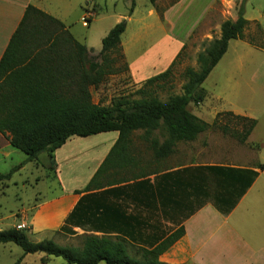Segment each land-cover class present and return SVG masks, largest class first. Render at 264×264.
Masks as SVG:
<instances>
[{
    "label": "trees",
    "instance_id": "1",
    "mask_svg": "<svg viewBox=\"0 0 264 264\" xmlns=\"http://www.w3.org/2000/svg\"><path fill=\"white\" fill-rule=\"evenodd\" d=\"M149 1L155 7L159 0ZM247 1L243 0L237 20L224 21L220 37L198 55L200 69L186 70L188 81L183 86V93L163 101L147 90L170 78L178 55L166 71L143 83L137 91L140 98L122 96L108 105L95 103L92 90H97L107 76L120 71L115 66L117 59L110 56L117 52L121 55V38L127 22L123 20L116 24L103 38L101 51L92 55L62 22L29 5L0 61V132L14 149L27 156V163L38 161L43 153L52 156L71 137L118 132V140L107 158L88 186L83 191H76L78 194L96 190L100 178L117 168L122 169L124 178L130 180L159 173L162 162L177 153L180 143L193 142L216 127L224 135L245 143L257 120L229 111L219 113L210 124L195 116L189 105L204 102L203 84L228 51L230 41L246 40L253 47L264 50V30L256 21L245 18ZM135 5L132 0L131 12ZM252 24L257 32L248 36L246 32ZM124 70H128L127 65ZM223 116L239 121L242 130L219 125ZM136 132H142L140 138L148 144L152 152L150 157H144L136 149ZM13 171L0 174V181L10 179ZM105 210L100 198H84L66 224L55 232L80 237L82 245L78 247H63L47 238L34 242L27 230L18 228L1 230L0 244L13 243L21 248L23 254L15 264H21L29 254L38 253L46 255L43 263L56 257L68 264H165L160 257L185 234L181 226L155 245L144 247L133 243L135 239L131 232L76 235L72 230L74 225L84 227L86 224L101 229Z\"/></svg>",
    "mask_w": 264,
    "mask_h": 264
},
{
    "label": "crops",
    "instance_id": "2",
    "mask_svg": "<svg viewBox=\"0 0 264 264\" xmlns=\"http://www.w3.org/2000/svg\"><path fill=\"white\" fill-rule=\"evenodd\" d=\"M76 1L87 11L84 19L89 11L86 3H93V0H85L84 6V1L81 0H0V61L29 5L62 22L77 41L87 46L91 54L95 52L71 32V12L61 7V4L66 7V3ZM118 1L114 0V3ZM129 1L132 3V0ZM181 1L166 8L161 16L150 3L149 14L157 15L170 25L173 31L176 27L172 21L174 10ZM108 2L109 0H105V3ZM213 4L207 7L202 16L183 35H173L172 32L165 34L157 46L131 60L130 47L122 41L126 28L121 38V46L132 80L142 83L166 71L191 40L199 24L205 21ZM135 10L136 5L132 12L130 9V15L127 16V27ZM219 30L221 32V26ZM232 44L235 48L242 49L244 53H252V50L264 53V50L257 49L243 40H232L229 47ZM222 59L211 73L217 70ZM242 67L231 66L232 77L236 74L235 70ZM229 81L225 79L218 84L226 85L224 83ZM255 85V88L252 87L253 95L262 93V104L257 108V114L230 111L257 120L255 129L245 143L227 142L221 137L220 143L213 145V154H198L191 163L178 149L177 153L162 162L159 173L145 178L138 180L124 178V171L117 168L100 178L98 181L100 186L96 190L81 194L76 192L83 191L88 186L118 140V132L101 133L86 138L71 137L52 156L48 153L41 154L38 161L31 163H36L43 169V176L49 182L57 184L58 192L40 200L31 208H25L24 205L19 207L16 215L19 221L15 220L8 229H21L24 225L23 230H27L29 238L34 242H40L42 234L60 230L84 198L87 200L100 198L106 208L101 229L88 224L84 227L74 225L72 230L76 235H81L82 232L96 235H103L105 231L131 232L135 245L151 247L156 241L183 226L184 236L160 257L161 262L264 264V83ZM92 93L94 100V89ZM207 96L206 91L204 102L199 105L198 112L193 114L211 124L219 113L229 111L207 110L205 107ZM222 98L221 93L215 97L217 100ZM95 103H102V99ZM216 145H219L218 149ZM13 149L10 140L0 132V161L8 159L13 154ZM92 149H96L95 152ZM211 158L213 161L209 160ZM79 163L85 167L86 176L75 174L73 168ZM156 166L154 165V168H157ZM210 168L214 170L210 171ZM117 173L118 175L114 176ZM35 181H40V175ZM30 183L29 177L16 180L15 176H12L10 179L2 180L0 197H7L11 187L21 185L26 188ZM22 254L23 252L19 254L17 260ZM31 255L34 254L25 256L21 264H28Z\"/></svg>",
    "mask_w": 264,
    "mask_h": 264
},
{
    "label": "rangeland",
    "instance_id": "3",
    "mask_svg": "<svg viewBox=\"0 0 264 264\" xmlns=\"http://www.w3.org/2000/svg\"><path fill=\"white\" fill-rule=\"evenodd\" d=\"M81 1H84L83 6L87 4L89 8L87 9L89 10L88 14L84 19L83 16H85L84 14L87 11L83 7L81 8L80 3H77V1L76 3H66V7L61 4V7L71 12V32L95 50L92 55H97L96 51H101L102 40L107 36L109 31L122 20L127 21L132 3H129V0H119L118 3H114V0H109L108 3H105V0H93V3H86L85 0ZM179 1L160 0L155 8L161 16L166 8ZM242 2L243 0H182L181 4L174 10L175 13L172 21L176 27L172 31L170 25L163 22L157 15L150 16L149 7L151 4L149 0H137L135 13L131 15L132 20L122 38L123 43L127 47H130V60L142 52L151 50L154 46H157L165 34L172 32L173 35H183L202 16L207 7L213 4L205 21L199 24L191 40L178 54L180 56L173 66L170 78L147 88V90L153 96L163 101L168 100L171 96L183 93V86L188 81L185 74L186 70L188 68H193L194 70L200 69L198 55L205 52L210 42L220 37L221 32L219 27L224 21L229 19L237 20ZM245 7L246 18L252 20V22L257 20L258 22H256L261 23L262 29H264V0H248ZM85 20L87 21V25H84ZM256 32L257 28L255 24H252L246 34L248 36L255 35ZM243 41L247 42L246 40ZM121 55H123V58ZM121 55L118 52L111 54V58L117 59L115 66L120 71L107 76L104 83L97 90H94L95 102L102 99V104L108 105L114 99L122 96L141 97V95L137 94V91L143 86L144 82L137 83L132 80L129 68L128 70H124L125 65L128 66V62L123 48ZM233 65L243 67L235 70L236 74L232 77L230 67ZM219 67L215 72L210 74L203 85L208 93L206 99L207 106H205L207 110H212V112L217 110V112L238 111L257 114V108H260L262 104V93L260 95L255 93L253 95V90L256 86L255 84L262 85L264 83V53L254 50H252V53H244L242 49L235 48L232 44ZM225 79L230 80L228 83H224L226 85L218 84V82L222 83ZM250 84L252 86H249ZM233 85L236 87H232ZM253 86L254 88H252ZM220 93L223 94V98L221 100L215 99L216 95ZM213 100L217 102H213ZM198 107L199 105L191 103L189 110L192 113H197ZM219 125H227L233 130H242V124L229 116L221 117ZM8 135L11 136V134ZM141 135L142 132L134 134L135 146L138 152L148 158L152 155V152L148 144L141 140ZM221 137L226 139L227 142L231 141L232 143L239 144L236 138L224 135L216 127L201 134L193 142L180 143L178 149L182 154L187 156L188 160L190 159L191 163V160L197 158L198 154H213V145L214 143H220ZM218 147L219 145H216L217 149ZM26 160L27 156L23 152L13 149V154L8 159L0 161V174L12 172L13 168L21 165L17 171H13L15 179L31 178V183L26 185V188L21 187V185L19 187H11L7 197H0V203L2 204L0 207V229L2 230L8 229L15 220L19 221L16 216L19 207L24 205L25 208H31L37 202H40V200L53 196L58 192L57 184L49 182L43 176V169L39 168L36 163H27ZM209 160L213 161L212 158ZM73 169L75 174L86 176L84 172L85 167L82 164L75 165ZM39 175L40 181H35ZM40 238H42L40 240H44L45 238L52 239L63 247H78L82 245L80 237H72L63 233H44ZM31 240L34 241L33 239ZM21 253V248L13 243L0 244V264H13ZM45 256L43 253L31 255L28 264H68L64 259L56 257H51L46 263H43Z\"/></svg>",
    "mask_w": 264,
    "mask_h": 264
},
{
    "label": "built area",
    "instance_id": "4",
    "mask_svg": "<svg viewBox=\"0 0 264 264\" xmlns=\"http://www.w3.org/2000/svg\"><path fill=\"white\" fill-rule=\"evenodd\" d=\"M84 25H87V21L85 20V23H84ZM25 228V226L24 225H22L21 226V229H24Z\"/></svg>",
    "mask_w": 264,
    "mask_h": 264
}]
</instances>
